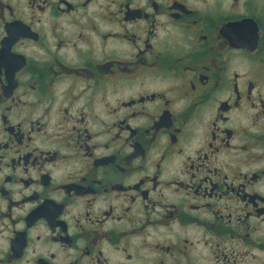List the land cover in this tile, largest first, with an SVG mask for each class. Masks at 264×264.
<instances>
[{
    "label": "flooded vegetation",
    "instance_id": "obj_1",
    "mask_svg": "<svg viewBox=\"0 0 264 264\" xmlns=\"http://www.w3.org/2000/svg\"><path fill=\"white\" fill-rule=\"evenodd\" d=\"M0 264H264V0H0Z\"/></svg>",
    "mask_w": 264,
    "mask_h": 264
}]
</instances>
